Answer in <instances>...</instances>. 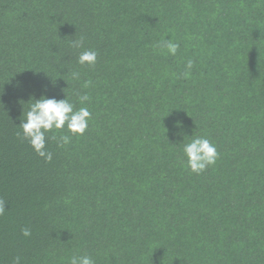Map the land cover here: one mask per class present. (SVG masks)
<instances>
[{"label":"trees","instance_id":"trees-1","mask_svg":"<svg viewBox=\"0 0 264 264\" xmlns=\"http://www.w3.org/2000/svg\"><path fill=\"white\" fill-rule=\"evenodd\" d=\"M45 96L91 112L51 162L17 127ZM0 199V264H264V0H0Z\"/></svg>","mask_w":264,"mask_h":264},{"label":"clouds","instance_id":"clouds-1","mask_svg":"<svg viewBox=\"0 0 264 264\" xmlns=\"http://www.w3.org/2000/svg\"><path fill=\"white\" fill-rule=\"evenodd\" d=\"M74 47H81L83 40L73 41ZM158 48L166 50L167 54L175 56L180 47L179 43L172 40H166ZM98 53L92 50L81 52L78 57L80 65L93 66L97 62ZM194 62L189 59L186 63V71L184 75H190ZM74 79H79V73L73 72ZM89 84L91 82H88ZM88 85L86 84L85 87ZM79 101L81 104L90 101L87 94L80 95ZM29 104L27 113L23 114L21 123L18 128L23 130V135L28 139L34 151L41 158L47 162L52 161V153L46 150L47 137L46 133L56 131L63 132L65 126L68 132L73 135H84L88 129L89 121L91 119V112L88 107H80L76 109L75 106L69 102V99L56 100L55 98L41 97L40 99L33 98ZM53 139L57 140L58 145L63 146L71 141V136L61 134L59 137L53 133ZM183 151L187 157V167L193 173L200 174L204 172L209 166L215 165L219 153L216 145L209 139L203 137L192 136V139L183 143ZM6 211L5 203L0 199V215ZM24 237H30L31 231L28 228L23 229ZM12 264H22V258L17 256L13 259ZM70 264H95L94 259L89 255L73 256Z\"/></svg>","mask_w":264,"mask_h":264}]
</instances>
